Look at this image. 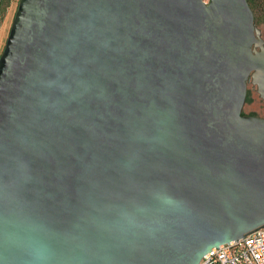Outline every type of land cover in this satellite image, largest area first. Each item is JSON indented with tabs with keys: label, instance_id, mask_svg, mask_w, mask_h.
<instances>
[{
	"label": "water",
	"instance_id": "95a60500",
	"mask_svg": "<svg viewBox=\"0 0 264 264\" xmlns=\"http://www.w3.org/2000/svg\"><path fill=\"white\" fill-rule=\"evenodd\" d=\"M247 0H19L0 54V264H198L264 226L263 39Z\"/></svg>",
	"mask_w": 264,
	"mask_h": 264
},
{
	"label": "built area",
	"instance_id": "2783aa9c",
	"mask_svg": "<svg viewBox=\"0 0 264 264\" xmlns=\"http://www.w3.org/2000/svg\"><path fill=\"white\" fill-rule=\"evenodd\" d=\"M1 3L2 0L0 6ZM12 3H17V0L7 1L0 10V19ZM198 264H264V226L250 231L240 239L211 248Z\"/></svg>",
	"mask_w": 264,
	"mask_h": 264
},
{
	"label": "rangeland",
	"instance_id": "374dc122",
	"mask_svg": "<svg viewBox=\"0 0 264 264\" xmlns=\"http://www.w3.org/2000/svg\"><path fill=\"white\" fill-rule=\"evenodd\" d=\"M17 3H12L8 9L5 11L3 18L0 21V54L4 48L7 36L9 34V30L17 10ZM259 17V15H258ZM255 28L259 35L264 36V18L255 22ZM248 98L249 100L245 102L243 106V111L245 113H253L258 116L264 117V100L261 99L256 91V88L253 84L248 83Z\"/></svg>",
	"mask_w": 264,
	"mask_h": 264
},
{
	"label": "trees",
	"instance_id": "16d2710c",
	"mask_svg": "<svg viewBox=\"0 0 264 264\" xmlns=\"http://www.w3.org/2000/svg\"><path fill=\"white\" fill-rule=\"evenodd\" d=\"M7 1L8 0H2L0 10L4 8V6L7 4ZM247 2L253 11L255 22H258L259 20L261 21V19L264 18V0H247Z\"/></svg>",
	"mask_w": 264,
	"mask_h": 264
},
{
	"label": "flooded vegetation",
	"instance_id": "af4514ba",
	"mask_svg": "<svg viewBox=\"0 0 264 264\" xmlns=\"http://www.w3.org/2000/svg\"><path fill=\"white\" fill-rule=\"evenodd\" d=\"M260 37L263 39V43H262L260 46L255 47L256 50H259L261 47L264 48V36H261V35H260ZM248 83L253 84V85L255 86V88H256V91H257V84L252 83V76L249 77V79H248V81H247V85H248ZM257 93H258L259 97H260L261 99L264 100V98L260 96V94H259L258 91H257ZM248 100H249V98H248V89H247V91H246L245 102H247ZM245 102H244V104H245ZM243 106H244V105H243ZM242 114H246V115H256V114H253V113H245V112L243 111V108H242ZM257 116H258V115H257Z\"/></svg>",
	"mask_w": 264,
	"mask_h": 264
}]
</instances>
